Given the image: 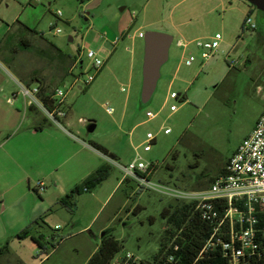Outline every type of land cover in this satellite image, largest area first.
Instances as JSON below:
<instances>
[{
	"label": "rangeland",
	"instance_id": "1",
	"mask_svg": "<svg viewBox=\"0 0 264 264\" xmlns=\"http://www.w3.org/2000/svg\"><path fill=\"white\" fill-rule=\"evenodd\" d=\"M248 16L255 29L244 26ZM132 17L135 26L129 37L111 45V22L123 24ZM52 25L55 29L51 30ZM24 27L36 32H24L30 51L18 48ZM151 31L174 40L157 90L143 105L144 39L138 34ZM216 34L222 36L220 48L207 61L195 45L179 48L176 44L178 40L207 41ZM9 35L12 39L4 47ZM0 44V62L8 81L33 84L38 78L45 85L58 86L67 93L68 119L76 126L65 120L63 128L86 141L108 145L119 153L117 164L126 166L138 157L144 163L157 164L151 182L160 186L199 191L205 188L195 182L204 176L200 182L207 188L264 109V22L246 0H0ZM49 44L73 63L62 68ZM89 49H105L110 55H98L106 64L82 92L81 82L74 85V81L79 74L93 73L86 55ZM191 56L195 62L187 66L185 61ZM172 92L178 99L170 98ZM172 105L177 107L174 112ZM147 112L157 117L149 120ZM90 124L96 126L92 133L87 132ZM148 133L156 141L145 152ZM121 177L122 172L111 164L109 179L95 191L77 197L75 215L67 211L63 216L54 214L62 233L53 232L55 244L38 254L35 250L27 263L87 264L100 244V228L105 226L123 246L118 256L129 252L149 259L167 228L163 211L172 212L180 202L145 189L136 180L113 191ZM47 232L52 230L47 228Z\"/></svg>",
	"mask_w": 264,
	"mask_h": 264
},
{
	"label": "crops",
	"instance_id": "2",
	"mask_svg": "<svg viewBox=\"0 0 264 264\" xmlns=\"http://www.w3.org/2000/svg\"><path fill=\"white\" fill-rule=\"evenodd\" d=\"M119 24L114 20L111 22L115 33H112L109 42L114 47L129 37L135 21L132 17V20ZM103 36L107 41V34ZM131 43L134 50V36ZM95 51L98 55L103 52L110 55L105 49ZM16 81L18 84L8 81L5 66L0 62V250L6 248L0 253V264H28L29 255L35 250L38 254L41 250L33 237L43 236L44 240L55 244V236L62 233L63 227L59 221H54L53 215L63 216L65 211L68 212L59 206L60 199L101 166L108 164V156L95 149L91 142L106 148L117 160L120 158L119 153L104 143L94 139L86 141L66 128L48 123L39 111L27 106L19 90V83H23L18 79ZM66 123L76 127L68 118ZM131 180L121 177L113 191L122 185L128 187ZM39 181L46 185L45 192L41 194L36 191ZM58 226L60 229H56ZM89 226L83 230L89 229ZM47 228L52 230L51 234ZM25 230L29 235L18 238ZM107 230H110L107 226L100 228V232Z\"/></svg>",
	"mask_w": 264,
	"mask_h": 264
},
{
	"label": "built area",
	"instance_id": "3",
	"mask_svg": "<svg viewBox=\"0 0 264 264\" xmlns=\"http://www.w3.org/2000/svg\"><path fill=\"white\" fill-rule=\"evenodd\" d=\"M58 17L61 16L59 12ZM244 26L255 29L256 25L248 16ZM57 33L60 30L57 29ZM143 38V33L139 34ZM222 36L216 34L212 39L195 40L192 42L177 41V47L188 48L195 45L201 50V58L207 61L216 55L220 48ZM91 61V74H79L74 85L81 82L80 90L89 87L105 66V62L94 50L86 51ZM82 65L80 60L76 61ZM195 62V57L186 59L187 66ZM82 76H85L81 79ZM20 94L26 100L29 108L39 111L48 123L63 129V122L68 118L69 107L66 102L67 93L59 87L55 88L51 99L44 102L41 99V89L34 84L27 86L19 83ZM179 95L172 92L171 99H178ZM177 107L172 105L171 111ZM149 120L157 117L147 112ZM170 133V130H165ZM156 141L155 135L147 134L145 152L151 151V144ZM108 164H114L123 174L124 178L136 180L138 184L148 190L158 191L180 203L190 205L194 214L211 224V231L198 255L192 262L210 260L211 255L219 254L228 264H259L264 258V109L257 119L253 130L244 138L238 148L227 161L223 173L206 190L184 191L181 189L160 186L151 182L148 176L157 168V164L144 163L138 157L128 165L117 164L110 157H106ZM46 190L44 182H37L36 191L41 194ZM60 229V227H56ZM180 232H178L179 235ZM175 238L169 243L173 245ZM177 249V248H176ZM166 249L153 264H185L181 256L168 253ZM132 253L125 252L117 256L113 264H129L139 262Z\"/></svg>",
	"mask_w": 264,
	"mask_h": 264
},
{
	"label": "trees",
	"instance_id": "4",
	"mask_svg": "<svg viewBox=\"0 0 264 264\" xmlns=\"http://www.w3.org/2000/svg\"><path fill=\"white\" fill-rule=\"evenodd\" d=\"M261 14L264 17V14L263 13ZM52 29H55V25L51 26V30ZM21 30H22L21 34L23 35L22 36L23 38H21L18 48L21 51H30L31 46H29V40H27L26 38L27 36L24 33L30 30L26 27L22 28ZM30 32L36 33L35 31H30ZM37 35L39 38L43 39L42 34H37ZM11 39H12V35H9L6 44H3V46L6 47L8 43H10ZM1 44H0V48H3ZM49 45L56 50L57 60L61 64L62 68L66 64L69 65L73 63L74 60H70V58L61 54L55 45L52 44ZM23 84L27 86H31L34 84L38 85L42 92L41 99L44 102H47L48 100L52 102L51 96L55 88L58 87L56 86L53 88L50 85H45L44 81L38 78H34L33 84H28L27 82ZM90 144L95 149L102 152L105 156L117 160V157L111 154L103 146L94 142H91ZM223 171L224 168H222L219 171L217 178L223 173ZM110 174H111V166L109 164H105L101 166L93 174L88 176L80 184L75 186L68 194H66L63 198H61L59 201V206L68 210V212L71 215H75L78 209L77 197L83 195L84 193H91L92 191H94L101 183H103L105 180L109 178ZM151 176L152 174L148 176V179H151ZM203 179H205L204 176H200L196 179L195 182V184H197L198 187L205 188L200 190L208 189L216 180L215 179L211 183V185H209L206 188V184L200 182ZM162 217L167 225V228L164 230V235L161 238L158 250L149 259H143L139 262L131 261L129 262V264H153L157 261L158 256L162 254V252H164L166 249H169L168 250L169 254L181 256L185 264H192V262L198 255L199 251L201 250L204 242L206 241V239L210 234L211 224L206 220H202L198 214H194L192 207L184 203H178L172 212H170L169 210H164L162 213ZM178 232H180L179 235ZM28 235H29L28 231L25 230L22 233H20L17 237L23 239ZM174 238L175 241L173 245L168 248L169 243ZM32 239L33 241L36 242V244L41 250H46L49 245L53 246V244L50 241L44 240L43 236H39L37 238L33 237ZM5 249L6 248L0 250V253L3 252ZM122 251H123V246L120 243V241L112 235V231L107 230L105 231V236L100 238V245L97 251L93 253V255L88 260L87 264H113L115 258ZM197 264H228V263L219 254H214L211 255L210 260L199 261ZM259 264H264V258Z\"/></svg>",
	"mask_w": 264,
	"mask_h": 264
},
{
	"label": "water",
	"instance_id": "5",
	"mask_svg": "<svg viewBox=\"0 0 264 264\" xmlns=\"http://www.w3.org/2000/svg\"><path fill=\"white\" fill-rule=\"evenodd\" d=\"M249 5L264 14V0H246ZM264 22V17H263ZM144 58L142 66V90L141 103L148 104L158 87L161 79V70L169 61L170 48L173 44V37L159 32H147L144 37ZM96 126L90 124L87 128L88 133L94 132ZM105 232L101 233V238Z\"/></svg>",
	"mask_w": 264,
	"mask_h": 264
}]
</instances>
